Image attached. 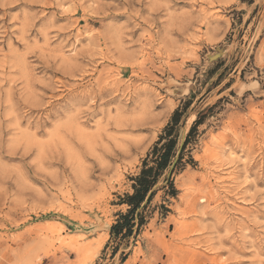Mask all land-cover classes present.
Listing matches in <instances>:
<instances>
[{"label":"rangeland","instance_id":"374dc122","mask_svg":"<svg viewBox=\"0 0 264 264\" xmlns=\"http://www.w3.org/2000/svg\"><path fill=\"white\" fill-rule=\"evenodd\" d=\"M188 101L196 164L114 254ZM0 264H264V0H0Z\"/></svg>","mask_w":264,"mask_h":264},{"label":"trees","instance_id":"16d2710c","mask_svg":"<svg viewBox=\"0 0 264 264\" xmlns=\"http://www.w3.org/2000/svg\"><path fill=\"white\" fill-rule=\"evenodd\" d=\"M189 105L190 102L188 101L184 109L178 108L174 111L164 133L160 135L144 159L141 172L132 178L133 192L127 193L122 198V203L126 204L128 209L125 213L118 215L110 230L112 238L118 241L117 246L114 248V254L119 250L118 245L121 241L129 239L133 235L137 236L140 233L148 221V209L159 190L165 189L166 194L171 197L177 195L178 190L174 185L173 179L174 173L188 163L193 166L196 164L191 155H189L187 160L185 158L187 146L192 135L197 131L201 119L194 122L182 145L178 160L173 169L170 170L179 151L177 127ZM169 170L170 175L167 177ZM163 177L165 184L155 188ZM161 208L167 211V207L164 204L161 205Z\"/></svg>","mask_w":264,"mask_h":264},{"label":"water","instance_id":"95a60500","mask_svg":"<svg viewBox=\"0 0 264 264\" xmlns=\"http://www.w3.org/2000/svg\"><path fill=\"white\" fill-rule=\"evenodd\" d=\"M182 145H183V144H182ZM182 145H181L180 148H179L178 154H177V156H176V158H175V160H174V163H173V165H172V167H171V170L173 169L175 163H176L177 160H178L179 154H180V152H181Z\"/></svg>","mask_w":264,"mask_h":264}]
</instances>
